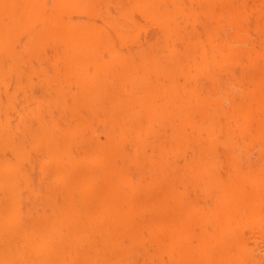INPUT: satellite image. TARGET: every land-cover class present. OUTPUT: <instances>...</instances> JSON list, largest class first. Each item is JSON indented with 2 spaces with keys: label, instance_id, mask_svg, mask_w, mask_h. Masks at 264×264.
I'll use <instances>...</instances> for the list:
<instances>
[{
  "label": "bare ground",
  "instance_id": "obj_1",
  "mask_svg": "<svg viewBox=\"0 0 264 264\" xmlns=\"http://www.w3.org/2000/svg\"><path fill=\"white\" fill-rule=\"evenodd\" d=\"M261 227L264 0H0V264H257Z\"/></svg>",
  "mask_w": 264,
  "mask_h": 264
},
{
  "label": "rangeland",
  "instance_id": "obj_2",
  "mask_svg": "<svg viewBox=\"0 0 264 264\" xmlns=\"http://www.w3.org/2000/svg\"><path fill=\"white\" fill-rule=\"evenodd\" d=\"M242 237H244V239L246 240V244H248V246L251 247L252 249V253L255 255L256 259V263L257 264H264V248L262 246V241H264V228H246L245 230H243L242 232ZM204 246H197L196 249L198 250H204L207 248H203ZM238 246H235V248H237ZM225 248L224 246L220 247ZM233 250V249H228ZM193 262H189V261H164V262H160V261H153V262H149V261H138L136 263L133 264H192Z\"/></svg>",
  "mask_w": 264,
  "mask_h": 264
}]
</instances>
